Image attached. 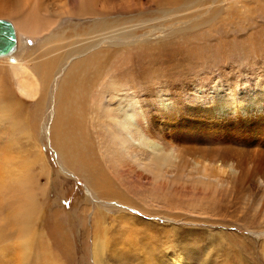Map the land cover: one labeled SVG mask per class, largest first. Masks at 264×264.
<instances>
[{
    "label": "bare ground",
    "instance_id": "1",
    "mask_svg": "<svg viewBox=\"0 0 264 264\" xmlns=\"http://www.w3.org/2000/svg\"><path fill=\"white\" fill-rule=\"evenodd\" d=\"M188 3L0 0V19L9 21L16 34L15 45L0 53V202L10 201L4 205L6 211L0 206V264H63L48 233L37 226L43 215L38 199L42 188L32 176L31 162L41 159L42 172L49 171L35 129L46 108L48 83L61 68V50L69 46L65 52L72 57L62 65L51 95L47 131L60 163L87 181L90 199L135 204L162 218L181 213L197 222L224 221L225 210L248 209L242 204L245 200L264 212V67L252 70L257 80H263L240 85L242 66L236 63V57L249 55L245 52L249 48L253 51L254 37L264 39V29L261 36H253L254 28L246 30L264 24V0H213L186 15L192 24L172 29L174 13ZM152 5L160 10L158 20L167 23L166 29L160 27L170 33L144 45L139 37L146 34L128 35L138 27L129 22L128 13L140 14ZM112 15L117 16L111 19ZM88 18L95 20L79 24ZM61 20L74 21L72 28L79 24L82 29L67 31L62 26L48 36ZM237 29L247 35L243 44H252L247 50L241 44L237 47ZM28 41L35 48L30 52L25 48ZM200 65L218 67L219 79L210 85L215 86L207 88L209 83L203 81L197 97L185 103L180 100L178 105L170 102L167 92H172V85L196 77L193 70ZM119 67L133 72L131 80L119 76L123 72ZM6 68L21 70L16 82L6 75ZM17 90L27 97L39 96L31 113L28 100ZM23 144L31 147L29 152L21 151ZM101 164L112 169V176L119 175V181L112 183ZM132 181L143 185L134 188ZM102 210L94 215V240L107 250L110 238H115L112 251L116 254L123 249L138 251L129 237L152 235L160 225L111 207ZM108 213H112L110 223L105 221ZM114 228L119 233L112 236ZM174 235L180 243L192 241L193 255L198 246L214 240L234 249V254L240 251L238 247L251 250L248 237L237 232H218L207 238L192 227ZM212 253L220 254L218 248Z\"/></svg>",
    "mask_w": 264,
    "mask_h": 264
},
{
    "label": "rangeland",
    "instance_id": "2",
    "mask_svg": "<svg viewBox=\"0 0 264 264\" xmlns=\"http://www.w3.org/2000/svg\"><path fill=\"white\" fill-rule=\"evenodd\" d=\"M212 1L213 0H189L188 4L181 6L176 11V13H174L175 17H174V21L172 22L173 27L171 25L172 29L178 30L185 26H188L187 24L189 25L192 24L193 20L186 17V15L187 16L190 15L194 9L207 7L210 3H212ZM223 1L225 0H221V2ZM156 7H157L156 5H152L149 9H145L140 14H137V12L128 13L129 22H132V25H138L136 29L132 28V30L129 31L130 34L128 35L146 34L143 36L141 35L139 37L141 38V41L144 45H149L150 42L153 40L151 38H155L162 34L170 33V29L165 30L167 26L166 21L163 22V18L161 20H158V17L160 16V10L158 7L157 8ZM116 16L117 15H112L111 19L116 18ZM93 20L95 19H91V18L80 19L81 23L79 24L84 25ZM144 21H149L150 24L144 26L141 24V22ZM97 22L100 21L98 20ZM74 23H75L74 21L61 20V22L58 23L57 27L53 28L49 32L48 36L55 34L54 32L57 33V31L58 32L61 31L62 28L64 27H65L64 29H66L67 31L76 28L77 29L79 28L78 30L82 29V26H80L79 24L78 25L76 24L77 25L76 28H72V25ZM160 26L165 27V29L161 28ZM250 29L254 30L253 36H258V35L261 36L260 30L264 29V24L262 23H259L258 25L253 24L252 28L250 26L246 28V30L248 31ZM142 37L146 39L143 40ZM244 40L247 41V35H245V31H243L242 33V30L237 29L236 31L237 47L241 44V48L247 50V48L251 47L252 44L249 42H248L249 44L247 43L248 45L246 43L243 44L242 41ZM254 42L256 44L254 45L255 48L253 49V51L249 50L250 48L247 51H245L246 53L249 51L250 53L249 55H242L239 58L236 57L237 59L236 63L242 66L241 75L243 76L241 82L239 83L240 85L244 84L243 81L251 84L254 83L255 85L260 80L264 79V78L263 79L260 78L259 80H257L256 79L257 74L252 73L253 69L259 70L262 66L264 67V39L263 38L261 39V37H254ZM57 43H59V41ZM31 45H32L31 42L28 41L27 47L25 46L26 50L29 52L35 49ZM68 48H70V46L65 47L61 50V52H63V54L61 55L63 57L61 59L62 60L61 68L59 67L56 69L53 80L48 83V86L50 85V87L48 88V95H47L48 98L45 106L47 109L45 108L44 111L42 112L41 114L42 117H40L38 124L39 127L35 129V136L46 156L45 161L47 163V167L49 168V171L47 173L42 172L43 166L41 159L35 161L34 163L31 162L32 176L38 183H40L39 185L42 188L41 191L38 192V199L43 206V215L42 218L39 220L40 222L39 221L37 222V226L40 232H44V233L47 232L48 235L50 236L51 239L50 243L53 249L58 254V259L61 261V263L63 264H161L162 262H164L167 264H264V253L261 251L262 248H264V232H262L264 231V212L262 210H259V207L253 205L254 202L248 203V201L245 200L244 203L242 204L244 207L246 208L248 207V209L246 210L242 206H239L238 207L239 209L230 208L229 210H225L224 212L226 217L223 218L224 221L219 220L218 218L215 219L211 218L208 220L197 222L196 220L194 221L189 220L186 215L184 214L182 215L181 213H179L178 215L172 214L170 217L168 216L166 218H162L160 215L156 213L148 212L143 208L138 207L135 204H127L121 201L105 203V202H101L100 200L94 201L90 199V197H88L87 190L89 189V187L87 181L83 176L76 174L74 171L69 170L60 163L54 148L50 144L48 131H47L49 123L51 121L50 111L53 105L51 95L53 93L54 88L56 87V81L59 78V74L62 70V65L72 57V54L65 52V51H69ZM39 50L40 48L38 46L37 51ZM42 52L43 50H41L39 53L42 55ZM46 57H48V55L42 58H46ZM203 66L202 65L197 66L196 70H193L194 72L193 74H195L196 76L193 77V79L187 82L184 81L183 84H179L176 87L175 84L172 85L173 87V88L171 87L172 92H167V94L170 93L169 95L170 102L174 101V103L178 105L180 100L181 101L183 100L182 102L185 103L187 101H190V97L191 98L194 96L197 97V94H199L198 91L201 89L200 88L201 86L198 84L202 83L203 81L204 83H209L206 86L207 88H212L215 86V85L213 86L210 85L215 82L214 80L219 79V76H217L219 75L218 67L215 68L212 66L210 67H207L206 65ZM18 69L19 68H17V70H12V68L4 69L6 75L9 74L10 79L13 78L11 79L12 82H16L17 80L16 74L19 71H21L20 69L19 70ZM127 69L125 70V68L123 69V67H119L118 70L123 71L121 73L122 75H120L119 73V76L124 77L127 80H131V76L133 72L130 69L128 70ZM29 79L31 80V77ZM178 87H179V91H178ZM182 88L184 90L186 89V91L188 90L187 91L188 93L181 92L183 90ZM17 93L20 94L19 90H17ZM20 95L23 96L26 100H28V110L31 113V111L35 109L34 108L36 104L35 99L38 100L39 96L32 98V97H27L26 95H22V94ZM91 134L92 136L96 135V131L95 130L92 131ZM0 145H2V143H0ZM26 145L27 144H23L21 147V151L24 153L29 152L31 148L28 145L27 146ZM101 167L103 168V170L105 169V174L111 177V178L109 177V180L112 181V183H115V180L119 181V175H115L114 173L112 176L111 168L103 164H101ZM120 182H122L121 179ZM123 183L129 184V182L126 179H124ZM130 185L134 188H140L143 184L139 181H135V182L132 181ZM88 199L92 200V202H88ZM121 200H123V198ZM3 203L4 202L2 200V203L0 202V206L3 207L2 208L3 211H6V206L4 205L9 204L10 201H6L5 204ZM250 204L251 206H249ZM174 205L178 206L179 203L177 202V204ZM82 206H84L85 208L84 207L82 208ZM110 207L115 210L118 209L128 212L137 217H142L147 221L158 222L160 223V225L154 227L156 231L153 230L154 231L153 232L154 235L152 234L153 237L152 235L149 234H143L142 235L143 238L139 237L138 235H133L129 237V240L133 241V244L138 246L139 248L138 251L137 250L135 251L134 249H123L120 252H118L119 254H116L115 251H112V247L114 248L115 246L114 243L116 242L115 238H110L111 242L109 244L111 248L110 249L108 248L106 250L105 248L103 249L100 248L98 245H96L94 240V233H93L94 231L93 226L96 220V217L94 216L95 213L97 215L98 213L103 211L102 209H107ZM178 208L179 207H177V210H175L174 212H177ZM117 212L118 211H115L114 213ZM105 221L106 223H110L112 221V213L111 214L108 213L107 215H105ZM235 221L240 225L238 226V228L237 226H232V225H236ZM174 227H177L175 232L179 230L180 234H182L183 231L184 233L188 232V230H190L192 227H195L198 228L202 232V234H204V236L207 238L208 237L214 238V235L218 232H234V233L237 232L242 236L248 237L247 243H250L249 247L251 248V250L248 249V247L246 248L238 247L240 251L236 250V254H234L233 253L234 249H227V247H225L221 241L216 242V240H214L210 242L209 241L204 242V245H200L205 247L206 250L203 247L201 248L200 246H198L199 249H196L197 250L196 255H193L191 251L192 241L191 240L186 242L182 241V243L178 242L176 240V235L173 236L175 232L174 233L171 232L172 228ZM248 227L249 228L251 227V229L253 228L255 230V233L251 232L248 229ZM212 228H214V230ZM117 231L118 228H114L111 235L114 236L116 233H119ZM193 241L195 243L196 241L195 238ZM262 242H263V246H261ZM185 248H188V250H185ZM215 248L219 249L220 254L212 253V250Z\"/></svg>",
    "mask_w": 264,
    "mask_h": 264
},
{
    "label": "water",
    "instance_id": "3",
    "mask_svg": "<svg viewBox=\"0 0 264 264\" xmlns=\"http://www.w3.org/2000/svg\"><path fill=\"white\" fill-rule=\"evenodd\" d=\"M0 39L4 41L0 45V53L9 51L16 42V34L13 25L6 20L0 19Z\"/></svg>",
    "mask_w": 264,
    "mask_h": 264
}]
</instances>
